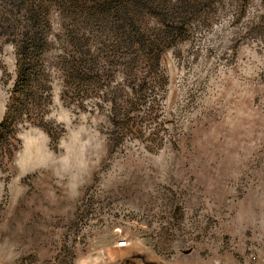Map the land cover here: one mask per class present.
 <instances>
[{
  "label": "rangeland",
  "instance_id": "1",
  "mask_svg": "<svg viewBox=\"0 0 264 264\" xmlns=\"http://www.w3.org/2000/svg\"><path fill=\"white\" fill-rule=\"evenodd\" d=\"M0 264H264V0H0Z\"/></svg>",
  "mask_w": 264,
  "mask_h": 264
},
{
  "label": "built area",
  "instance_id": "2",
  "mask_svg": "<svg viewBox=\"0 0 264 264\" xmlns=\"http://www.w3.org/2000/svg\"><path fill=\"white\" fill-rule=\"evenodd\" d=\"M127 242L126 241H120L119 243H118V248L119 249H123V248H126L127 247Z\"/></svg>",
  "mask_w": 264,
  "mask_h": 264
}]
</instances>
